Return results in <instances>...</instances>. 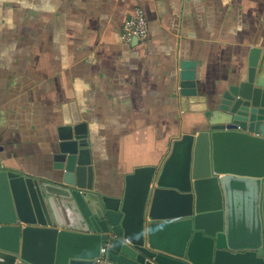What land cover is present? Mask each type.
Instances as JSON below:
<instances>
[{
    "label": "crops",
    "instance_id": "0c3cea01",
    "mask_svg": "<svg viewBox=\"0 0 264 264\" xmlns=\"http://www.w3.org/2000/svg\"><path fill=\"white\" fill-rule=\"evenodd\" d=\"M213 129L264 138V0H0L4 168L121 196Z\"/></svg>",
    "mask_w": 264,
    "mask_h": 264
},
{
    "label": "water",
    "instance_id": "95a60500",
    "mask_svg": "<svg viewBox=\"0 0 264 264\" xmlns=\"http://www.w3.org/2000/svg\"><path fill=\"white\" fill-rule=\"evenodd\" d=\"M0 264H264V138L183 133L121 196L0 162Z\"/></svg>",
    "mask_w": 264,
    "mask_h": 264
},
{
    "label": "built area",
    "instance_id": "2783aa9c",
    "mask_svg": "<svg viewBox=\"0 0 264 264\" xmlns=\"http://www.w3.org/2000/svg\"><path fill=\"white\" fill-rule=\"evenodd\" d=\"M147 35V21L141 9H136L134 15L126 20L123 26V39L129 40L132 36L144 40ZM99 261V259H97Z\"/></svg>",
    "mask_w": 264,
    "mask_h": 264
}]
</instances>
